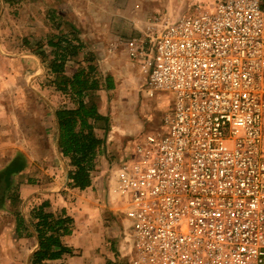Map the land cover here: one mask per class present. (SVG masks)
I'll use <instances>...</instances> for the list:
<instances>
[{"label": "built area", "instance_id": "obj_1", "mask_svg": "<svg viewBox=\"0 0 264 264\" xmlns=\"http://www.w3.org/2000/svg\"><path fill=\"white\" fill-rule=\"evenodd\" d=\"M129 55L170 100L116 171L136 264H264V2L153 23Z\"/></svg>", "mask_w": 264, "mask_h": 264}, {"label": "rangeland", "instance_id": "obj_2", "mask_svg": "<svg viewBox=\"0 0 264 264\" xmlns=\"http://www.w3.org/2000/svg\"><path fill=\"white\" fill-rule=\"evenodd\" d=\"M217 1L0 0V183L16 156L27 161L23 172L6 177L8 199L0 200V264H31L33 244L22 237L26 229L21 235L17 232V218L27 214L31 221V209L50 200L40 194L25 198L21 187L28 183L39 190L58 191L52 197L56 215L63 211L64 188H75L69 177L74 167L59 148L53 115L75 102L57 88L48 68L56 50L47 45L49 38L67 36L75 46L79 38L83 44L67 61L66 74L72 75L86 65L84 59L93 58L101 77L111 76L114 86L99 92L111 139L99 154L104 159L98 155L94 160L93 192L80 197L78 206L86 216H81L76 237L68 243L72 254L65 260L69 261L50 264H136L130 221L115 191L116 171L131 159L136 143L160 126L170 100L165 93V97L149 95L146 65L130 58L129 47L143 40L153 23L177 19ZM83 38L92 40L85 43ZM91 76H96L95 71ZM75 256L78 259L72 260Z\"/></svg>", "mask_w": 264, "mask_h": 264}, {"label": "trees", "instance_id": "obj_3", "mask_svg": "<svg viewBox=\"0 0 264 264\" xmlns=\"http://www.w3.org/2000/svg\"><path fill=\"white\" fill-rule=\"evenodd\" d=\"M264 2V0H262ZM75 37L77 31L73 30ZM57 39V40H55ZM78 46L68 40L67 36L49 38L47 45L56 48L55 56L50 60L48 68L55 75L57 88L64 93H69L75 106L72 108H60L55 112L59 124L58 145L63 156L68 157L74 170L69 174L70 185L81 190L92 183L91 172L94 160L102 152L105 138L98 136L95 129L98 125L108 132V116L99 111L100 90L112 89V77L105 79L98 72L93 58L84 59L86 65L78 68L72 75L66 74V63L78 54L83 46L79 38H75ZM44 56V54H43ZM95 71L96 76L92 77ZM105 82V84H104ZM27 166L26 159L21 155L16 156L3 172L4 181L0 183V200L8 199V176H16L23 172ZM49 202L31 209V223L38 233L39 246L33 253L31 264H43L47 260L60 259L72 254V248L63 243L62 238L70 235L74 228V219L65 210L56 215L48 212L46 208ZM27 230L25 219L18 215L17 232Z\"/></svg>", "mask_w": 264, "mask_h": 264}, {"label": "crops", "instance_id": "obj_4", "mask_svg": "<svg viewBox=\"0 0 264 264\" xmlns=\"http://www.w3.org/2000/svg\"><path fill=\"white\" fill-rule=\"evenodd\" d=\"M82 33H83V31H82ZM83 39L85 40V38H83ZM91 40H92L91 38H88L87 40H85V43H89V42H91ZM129 45H130L129 43H126V48H128ZM126 51H128V50H126ZM156 94H158V93H156ZM160 95L163 96V97H165L162 93ZM166 99H167V96H166ZM101 105H102V100L100 99L99 111H100V113L102 115L107 116V114L102 111ZM54 114L55 113H53V115ZM54 121H55V124H56L55 127H56V133H57V138H58L59 137V124H58L56 115H54ZM95 132L97 133L98 136H101V137L105 138V141L109 143V141H110L111 138H108V132L106 133V131L101 128V125H98L96 127ZM98 157L100 158V155ZM102 158L103 157H101L100 159H102ZM91 181H92L91 185L89 187L83 189V190H81L79 188H71V189H69L67 187V188H64V189H66L65 191H67V192L64 193L65 195H60L61 201H62V203L60 205V209L65 210L67 212V214L69 216H71L72 218H74L75 221H76V227H75V229H73L74 230L73 233H71L70 235L64 236L62 238L63 243L66 244V245H68V246H71L68 243H72L73 240H74V238L76 237L75 234H76V232H77V230L79 228L78 226H79V223H80V220H81V216H83V215L86 216V214H84V213H86V212H84L86 210H84V211L82 210L81 211L80 210V207H82V206L81 205L78 206V204L81 203V199H82V198H80V197H82L81 195H83V194H89L90 195L89 192H93V190H94V182L92 180V175H91ZM21 191H22L21 193H23V195H24L25 198H28L31 195L32 196H37L39 194L40 195H43V196L45 195L47 197V199H50L49 200V203L51 204V206L50 207H47L46 210L48 212H53L54 209H56L54 207V202H53L54 198H52V197H54L57 194L59 195L58 191L55 192V190H50V189L49 190H46V191L45 190L44 191L43 190H39V187L38 186L30 185L28 183H26V185L24 184L21 187ZM72 197H73V200L75 198H77L78 201H76V202L72 201L71 203H68L66 201V199H71ZM57 200H59V198H57ZM82 209H83V207H82ZM24 219H25V223H26V226H27V230L26 231L28 233H24L22 235V237L23 238L25 237L29 241H31V243L33 244L32 248H31V251H33V253H34L37 250L38 246H39L38 233H37L36 229L34 228L33 224L31 223V221L28 220V215L27 214L26 215L24 214ZM112 235H114V233ZM77 247H80V249H85V246H82L81 244H79ZM84 255H85V253L83 254V257H85ZM66 257H67V255L63 256L60 259L47 260V261H44V262H47L48 264H50V263H59V262H62V261L68 262L69 259L68 260H65ZM74 259L76 260V259H78V257L76 258V256H75V257H73L72 260H74Z\"/></svg>", "mask_w": 264, "mask_h": 264}]
</instances>
